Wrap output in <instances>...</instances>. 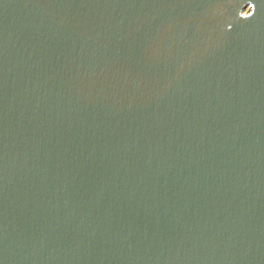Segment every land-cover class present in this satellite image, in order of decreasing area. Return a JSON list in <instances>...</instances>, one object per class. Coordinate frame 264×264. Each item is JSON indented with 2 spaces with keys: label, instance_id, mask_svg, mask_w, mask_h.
<instances>
[{
  "label": "water",
  "instance_id": "obj_1",
  "mask_svg": "<svg viewBox=\"0 0 264 264\" xmlns=\"http://www.w3.org/2000/svg\"><path fill=\"white\" fill-rule=\"evenodd\" d=\"M0 264H264V0H0Z\"/></svg>",
  "mask_w": 264,
  "mask_h": 264
}]
</instances>
